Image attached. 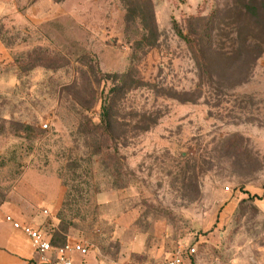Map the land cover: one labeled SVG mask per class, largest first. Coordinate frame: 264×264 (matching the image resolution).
I'll use <instances>...</instances> for the list:
<instances>
[{
    "label": "rangeland",
    "instance_id": "1",
    "mask_svg": "<svg viewBox=\"0 0 264 264\" xmlns=\"http://www.w3.org/2000/svg\"><path fill=\"white\" fill-rule=\"evenodd\" d=\"M0 41V200L31 170L59 181L74 264L145 261L122 254L139 234L187 264H264V0H0Z\"/></svg>",
    "mask_w": 264,
    "mask_h": 264
},
{
    "label": "crops",
    "instance_id": "2",
    "mask_svg": "<svg viewBox=\"0 0 264 264\" xmlns=\"http://www.w3.org/2000/svg\"><path fill=\"white\" fill-rule=\"evenodd\" d=\"M2 51L5 52V55L0 53V60L7 59L9 55L6 54L0 41V52ZM48 181L51 182L48 183ZM3 196L0 200V264H41L34 252L30 238L22 231L14 229L12 224L5 220V217L11 215L22 224L50 231L53 238L59 226L58 213L63 206L65 188L59 181H53L47 175L31 170L17 182L12 191ZM45 210L48 211V214L44 213ZM116 217H120L118 221L121 225H129L135 223L134 221L140 217V213L136 210L122 211ZM146 236L139 234L129 238V241L124 244L127 250L122 254L125 257H138L145 261H161L176 253L164 252L162 250L163 242L157 243L155 249L149 248ZM67 243H71V241ZM95 254L100 255L98 248H96Z\"/></svg>",
    "mask_w": 264,
    "mask_h": 264
},
{
    "label": "built area",
    "instance_id": "3",
    "mask_svg": "<svg viewBox=\"0 0 264 264\" xmlns=\"http://www.w3.org/2000/svg\"><path fill=\"white\" fill-rule=\"evenodd\" d=\"M42 128L47 129L48 124H43ZM44 213L48 214V211L45 210ZM5 220L11 223L14 229L22 231L30 238L34 252L41 264H74L76 255L85 256L89 253V247L82 243L74 242L55 245L53 244L52 233L50 231L22 224L11 215H7ZM183 251V248H181L171 257L161 261H137L124 264H187ZM187 253L189 257L194 256L196 254V247L187 249ZM191 262L189 260L188 264H191Z\"/></svg>",
    "mask_w": 264,
    "mask_h": 264
},
{
    "label": "trees",
    "instance_id": "4",
    "mask_svg": "<svg viewBox=\"0 0 264 264\" xmlns=\"http://www.w3.org/2000/svg\"><path fill=\"white\" fill-rule=\"evenodd\" d=\"M245 8H247V9H249V11H253V12L259 11V7L257 5H255L254 3H252V1H248L247 3H245ZM129 12H130V10H129ZM174 29H175L177 35L186 42V44L191 48V50L193 52L197 53L198 51L201 50V47H202V45L200 43L201 41L198 42L197 40L192 39V37H190L188 34H185L179 28V26L176 23L174 24ZM196 34L197 33L195 32V35ZM206 35L208 37L206 44L208 46H211L212 45L211 32H207ZM128 75H130L129 72L123 74L122 78L119 79V83L114 85V88H117L118 86L120 87V86L126 85L127 81H128L127 77H129ZM133 84L134 85H132V86H135L137 84V82L134 81ZM126 93H127V91H126ZM115 105H114V103H112L110 101L105 102V105H103V111H102V115H101V123L103 126H105V153H106L107 159L113 157L114 154L118 151L116 149H113V147H112V145H113V139H112L113 138L112 137L113 128L119 122L118 118H115L112 116L114 111H115ZM91 124H92L94 129L93 130L89 129V131H88L89 133L93 134V132H98L100 130V128L94 126L92 122H91ZM95 128H98V129L95 131ZM136 129H137V127H136ZM113 150H115V151H113ZM253 198H259L260 199V198H262V196L258 197L257 195H253ZM64 207L65 206H63L58 213L59 226H58V229L55 231L54 236H53V240H52L53 244H55V245H62V244H58L57 239H59L58 237L61 234L60 222H61V217H63V215H64Z\"/></svg>",
    "mask_w": 264,
    "mask_h": 264
}]
</instances>
